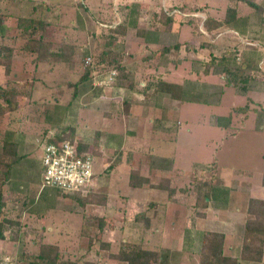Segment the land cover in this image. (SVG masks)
Instances as JSON below:
<instances>
[{"label":"rangeland","instance_id":"374dc122","mask_svg":"<svg viewBox=\"0 0 264 264\" xmlns=\"http://www.w3.org/2000/svg\"><path fill=\"white\" fill-rule=\"evenodd\" d=\"M8 1L2 0L0 7L7 5ZM25 1L28 3V10H21L19 7L3 9L9 15L0 14V33H3V25L7 23L9 30L7 32L4 29V32L11 35L12 39L15 38V41L19 40L17 50L30 47L34 54L33 61L37 64L44 60L52 62L65 59V67L69 66V70L61 72L59 80L48 79L43 73L31 68L32 66L22 70L14 66L15 71H12V54L4 57L2 53L8 55L6 52L12 53L13 50H8L3 45L1 41H4V37L0 36V65L3 70L10 66V72L0 74V103L4 90L17 95L16 109L0 116V153L5 142H14L21 155V160L13 167L9 180L5 183L0 180V218L10 217L20 223L18 227L7 231L5 238L0 240V260L8 256L16 264L38 263L40 261L36 254L39 252L40 243H43L58 249L60 255L57 264H127L114 256L130 245L129 243L140 241L137 237L138 230L144 236V246H153L151 243H154V239L145 238V233L160 228L161 222L158 223L157 220L161 221L165 209L158 205H163L164 199L173 203L178 197L180 201L178 203L176 199V204L183 208L177 209V212H183L184 217L190 216L192 220H197L195 227L203 231L189 229L193 234L194 243L191 245V241L185 238L188 229L184 219L170 216V240L177 245L182 240L185 245L183 247H187L190 254L183 257V254L179 255L181 253L173 255L167 251L161 264H198L200 234L205 231L215 232L209 229L214 227L212 221H215L212 219V210L206 211L207 208L205 210L196 205L197 194L205 190L210 192L209 206L226 212L236 211L238 226L231 223L226 230L230 236L231 232L236 235L228 242L231 251L237 254L243 242L247 218L245 207L252 196L264 199V89L258 90L254 95L255 100L250 98L252 101H246L245 95L242 99L230 100L229 97H223V94V99L218 102L215 97L210 98L211 91L216 88L207 89L208 94L205 89L194 90L205 93L200 97H207L209 102L186 103L179 110V121L183 120L184 123L179 135L173 137L178 140V155L172 160H162L167 167L171 165L174 170L180 171L175 175L177 178L182 172L185 173L184 178L177 179L182 189L179 192L174 187L173 198L169 197L166 190L161 192L149 189L135 194L126 189L120 190L121 184L127 186L126 181H119L117 185L114 184L115 181L107 185V178H111L114 169L123 162H129L127 156L125 159L116 157L117 150L103 160L97 158L98 154L94 151L93 156L99 170L97 177L101 176L99 180L105 182L94 193L89 191L74 197L52 188H42L40 151L34 146L39 145L36 139L42 137L49 128L46 129L41 123L52 121L58 125L54 127L58 130L59 126L71 124L75 120L76 111L89 105L87 96L80 95L82 98H77L76 101L73 96L74 91L89 88V83L77 89L73 87L83 74H93L90 76L91 84H96V79L105 77L113 69L123 68L124 74H129L125 72L126 67L123 65L126 58L130 65L136 67L140 54L136 50L137 25L127 26L128 22H132L129 19L133 18L129 15L128 8L135 5L134 16L138 22V18L146 23L154 22L161 16L160 9L164 0H129L130 3L126 6L123 5V0L117 1V4L114 0ZM84 1L93 6L92 12L85 7L87 5ZM74 7L79 8L77 14L75 11L70 12ZM22 19L36 21L38 29L25 31V27L18 25ZM7 38L5 42L10 41L9 36ZM50 51L55 52L53 56ZM129 53L132 54L129 56ZM161 56L170 60V57L177 58L179 55ZM87 57H92L93 60L88 67L85 66ZM16 60L18 63L22 59ZM252 76L261 82L264 78V74ZM58 82L70 89L65 90V98L71 105L65 116L61 110L63 107L53 102L55 96L46 91L50 86H58ZM244 104L255 111L248 114L249 117L243 124L242 116L236 117L232 108ZM4 106L7 107V104ZM229 115H232V123L228 130L208 123L213 116ZM105 163L108 166L103 168L102 164ZM132 169L139 171V164L134 161L128 171ZM147 178L149 183L144 185L147 188H152L151 184L173 186L171 179L167 177ZM140 213H144L150 220L149 227L145 228L144 224L136 220ZM58 227L61 231L54 232ZM239 263L264 264V261Z\"/></svg>","mask_w":264,"mask_h":264},{"label":"crops","instance_id":"0c3cea01","mask_svg":"<svg viewBox=\"0 0 264 264\" xmlns=\"http://www.w3.org/2000/svg\"><path fill=\"white\" fill-rule=\"evenodd\" d=\"M85 1L84 3L87 5L85 7L92 12L93 6H89ZM114 1L117 4V1L122 0ZM128 1L123 0V5H129L130 2ZM164 5L169 7L165 8ZM17 7L21 10H28V3L25 0H9L7 5L0 7V14H5L3 9ZM133 7L135 8V5ZM230 7L232 10L229 11ZM77 9L79 8L74 7L70 12L74 13L75 11V14H77ZM134 10H131V8L128 10L129 15L133 18L129 19L132 22H128L127 26L137 25L138 28L136 38L138 46L136 50H138L140 56L137 66L130 65L127 62L129 61L128 58H126L127 61L124 60L126 63L123 65L126 67L125 72L129 74H125L124 79H117L118 81L114 85L107 88L98 87L94 83L91 84L92 79L90 76L92 77L93 74L80 76L73 87L77 89V87L89 83V86H87L89 88L84 91H74V100L81 99L80 95L87 96L90 101L89 105H85L83 109L76 111L75 120L71 124L67 123V125L59 126L58 130L54 129L55 126H58L54 122L43 121L41 124L49 129L42 134V137L51 140L67 134L79 144L87 145V151L92 153L96 151L98 154H96V157L100 160L109 158L110 153L113 154L116 150V157L125 159V156H127L129 162H123L115 168L116 170L114 169L112 175H110L111 178H107V185L115 181V185L119 181H126L127 186L121 184L120 190L126 189L132 194L143 193L149 189L165 192L163 189H152L145 186L133 187L130 185V171L128 169L135 161L140 166L139 173L141 176L145 178L154 176L156 179L167 177L173 183V186H167L175 187L180 192L182 188L177 183V179L184 178L185 173L181 171L183 174L177 178L175 175L180 171L174 170L170 163V166L167 167L162 162V160L175 159L178 155V140L173 137L176 134L179 135L184 123L183 120L179 121V110L186 103H208L207 97L201 98L200 96H204L205 93L208 94L207 89L210 88H216L215 91L210 93V98L215 97L216 102L219 99L222 100L223 97H229L230 100L242 99L244 95L246 101L250 98L255 100L254 95L258 93L257 91L264 89V78L261 82L252 76L253 74H264V0H164L160 11L161 14L165 13L169 20L161 21L160 17H157L156 21L149 23L144 22L141 18H138V22L136 16H134ZM4 29H7L8 32L9 26L7 23L3 25V33H0V36L4 37V41H1L3 45H6L8 50H13L14 63H12V71H15L13 70L14 66L20 70L32 66L31 68L43 73L48 79L59 80L60 73L69 70V66L65 67V59L52 62L44 60L37 64L33 61L32 49L26 46L25 49L17 50L19 40L17 42L15 38L12 39L11 35L4 32ZM6 36H9L10 41L5 42L6 39L8 40ZM177 44H180L178 50H170L169 53L164 51V48L171 49ZM1 48H4V46H1ZM54 51L57 52L56 49ZM50 52L52 53V51ZM130 54L132 53L127 55L130 56ZM162 54L179 56L177 58L170 57L171 59L167 60L161 56ZM237 57H240L239 61ZM16 59L22 60L17 63ZM196 65H199L198 69ZM7 69L3 70L2 65H0V74L10 72V66L8 71ZM227 69H231V73L237 75L236 83L229 82L230 72ZM159 81L181 85L185 96L184 100L173 99L165 92L156 91ZM197 81L200 83L198 84ZM57 84L58 86L53 85L45 89L50 92L51 96H55L53 102L63 107L61 110H63V116H65L71 106L65 98V90L69 87L60 82ZM90 84L93 86L91 87ZM196 88L205 89L206 91L205 93L196 92L194 91ZM244 107L247 106L244 104L232 108L236 117L242 116L243 124L249 117L248 114L255 111V109L251 110L248 107L247 110H241ZM230 117L232 115L227 117L213 116L208 120V123L228 130L232 123ZM162 122L165 124H162ZM35 145L34 148H39L40 151L41 164L42 150L39 145ZM17 153L19 155L18 151ZM19 157L21 160V155ZM97 164L95 165V176L85 193L89 191L94 193L95 190L105 184V182L99 180L101 176L97 177L99 172ZM107 166V163L102 164L103 168ZM40 167L42 176V164ZM23 173L27 174L26 172ZM251 198L257 197L252 196ZM176 199L179 203V198ZM176 199L173 203H169L164 199L162 201L163 205H158L159 208L164 207L166 213L163 212L161 221L157 220L158 223L161 222L159 223V229L145 233V238L154 239V243H151L153 246L146 248L159 250L164 254H167V251L173 255L181 253L179 255L183 254V257H187L190 253L187 247H183L182 240L179 245L170 240L172 230L169 225L171 223L170 216L182 217L186 229L201 230V228L195 227L197 220H192L190 216L184 217L183 212H177V209L182 210L183 206L176 204ZM247 206L245 207V213L247 212ZM155 209L158 210V208ZM208 210H212V219H215V221H212L214 227L209 229L225 234L224 254L239 258L241 248L236 254L231 251L228 242L230 238L236 235L231 232L230 236L226 230L231 223L238 226L236 211L226 212L220 209L217 210L216 207L212 208L209 205L206 211ZM59 231H61L59 227L54 230V232ZM137 235L139 240H143L144 236L139 233V230ZM182 237L184 240V233H182Z\"/></svg>","mask_w":264,"mask_h":264},{"label":"trees","instance_id":"16d2710c","mask_svg":"<svg viewBox=\"0 0 264 264\" xmlns=\"http://www.w3.org/2000/svg\"><path fill=\"white\" fill-rule=\"evenodd\" d=\"M131 10L135 8L130 6ZM128 8V10L130 9ZM232 8H229V11ZM161 21L169 20L165 13L160 16ZM19 27H25V31L36 30L38 26L34 20L22 19L18 23ZM168 27V26H167ZM180 44L173 46L171 49L164 48V51L169 53L170 50H178ZM8 55L2 53L4 57H10L11 52H6ZM52 55H54L52 53ZM9 69V66H8ZM7 69V71H8ZM118 75L116 81L120 78L124 79L123 68H118ZM230 72L229 82L236 83L237 75L231 73V69H227ZM118 79V80H117ZM156 91L165 92L170 95L171 98L177 100H184L183 87L181 85L172 84L164 81H159ZM3 100L0 103V116L16 109L17 95L9 90H4L2 94ZM7 104V107L4 105ZM241 110H247V107ZM64 140L74 141V139L67 134H63L56 137L52 142H60ZM17 145L14 142H5L2 152L0 153V180L7 182L12 174V169L16 163L20 161V157L16 149ZM80 152H87L88 146L79 144ZM129 183L133 187H142L149 183V180L140 175L137 169H132L129 174ZM152 188L163 189L168 192L170 198H173L175 189L163 184H151ZM70 196L82 195V192L66 193ZM197 207L205 209L208 207V200L210 199V192L204 191L197 194ZM203 213V212H202ZM247 218L244 225L243 242L241 247L240 257L236 258L224 254V242L225 235L220 232H202L200 238V248L198 250V264H239L240 261L261 263L264 261V199L250 198L247 206ZM204 215V214H201ZM136 220L147 228L150 226V220L144 213H140L136 216ZM19 221L10 217L0 218V240L5 238V233L13 227H18ZM193 234L188 229L185 232V238L189 240V244H193ZM118 254L114 256L119 261L126 262L127 264H160L163 261V255L159 250H151L144 246V241L141 239L138 243H129ZM59 251L56 247L40 243L39 252L36 254L40 262L33 264H57L59 260Z\"/></svg>","mask_w":264,"mask_h":264},{"label":"built area","instance_id":"2783aa9c","mask_svg":"<svg viewBox=\"0 0 264 264\" xmlns=\"http://www.w3.org/2000/svg\"><path fill=\"white\" fill-rule=\"evenodd\" d=\"M237 60L239 61L240 57H237ZM92 63V57L85 59L86 67ZM117 75L118 71L113 69L105 77L96 79V84L102 88L111 87ZM43 139L44 137L37 138L42 150V188H52L64 194L80 191L85 193L95 176L96 162L93 153L80 152L76 140L52 142L47 137ZM0 264L16 263L11 257L5 256L0 260Z\"/></svg>","mask_w":264,"mask_h":264}]
</instances>
